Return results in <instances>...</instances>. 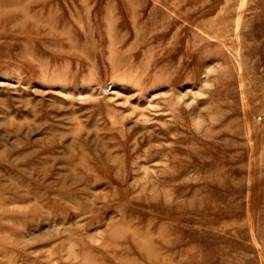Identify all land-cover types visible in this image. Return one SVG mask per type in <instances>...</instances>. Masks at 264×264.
<instances>
[{
  "label": "rangeland",
  "instance_id": "rangeland-1",
  "mask_svg": "<svg viewBox=\"0 0 264 264\" xmlns=\"http://www.w3.org/2000/svg\"><path fill=\"white\" fill-rule=\"evenodd\" d=\"M263 257L264 0H0V264Z\"/></svg>",
  "mask_w": 264,
  "mask_h": 264
},
{
  "label": "bare ground",
  "instance_id": "bare-ground-1",
  "mask_svg": "<svg viewBox=\"0 0 264 264\" xmlns=\"http://www.w3.org/2000/svg\"><path fill=\"white\" fill-rule=\"evenodd\" d=\"M210 176V175H209ZM206 193H208V192H206ZM207 196V195H206ZM169 221V220H168ZM120 236V235H119ZM152 245H154V244H152ZM119 246V245H118ZM261 254V253H260ZM263 254V253H262ZM184 257H186V256H184ZM262 258V257H261ZM264 258V257H263Z\"/></svg>",
  "mask_w": 264,
  "mask_h": 264
}]
</instances>
